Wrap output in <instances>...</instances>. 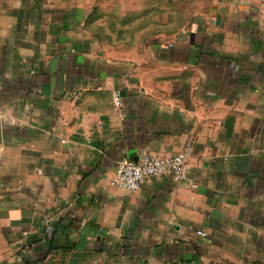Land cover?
I'll use <instances>...</instances> for the list:
<instances>
[{"label": "crops", "instance_id": "crops-1", "mask_svg": "<svg viewBox=\"0 0 264 264\" xmlns=\"http://www.w3.org/2000/svg\"><path fill=\"white\" fill-rule=\"evenodd\" d=\"M0 264H264V0H0Z\"/></svg>", "mask_w": 264, "mask_h": 264}, {"label": "built area", "instance_id": "built-area-1", "mask_svg": "<svg viewBox=\"0 0 264 264\" xmlns=\"http://www.w3.org/2000/svg\"><path fill=\"white\" fill-rule=\"evenodd\" d=\"M115 106L120 107L122 100L114 98ZM186 170V155L178 153L160 156L153 153H144L139 158H124L116 167L111 185L118 189L130 192L138 191L146 179L172 173L178 178L184 176ZM197 234L206 236V232L198 230Z\"/></svg>", "mask_w": 264, "mask_h": 264}, {"label": "rangeland", "instance_id": "rangeland-1", "mask_svg": "<svg viewBox=\"0 0 264 264\" xmlns=\"http://www.w3.org/2000/svg\"><path fill=\"white\" fill-rule=\"evenodd\" d=\"M181 75H182V81H183V83H182V82L178 83V84H180V85L184 84V80H185L186 77H187V74H185V73H181Z\"/></svg>", "mask_w": 264, "mask_h": 264}]
</instances>
